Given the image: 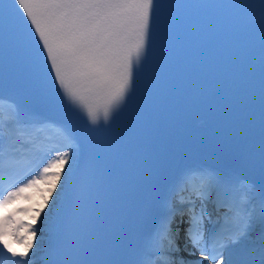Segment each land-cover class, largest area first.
<instances>
[{
	"label": "snow or ice",
	"instance_id": "1",
	"mask_svg": "<svg viewBox=\"0 0 264 264\" xmlns=\"http://www.w3.org/2000/svg\"><path fill=\"white\" fill-rule=\"evenodd\" d=\"M160 7L157 0H12L5 4L4 15L21 66L27 69L34 63L37 50L45 55L64 106L86 114L95 130L109 124L130 97L141 59L147 62L146 49ZM259 8L264 42V0ZM8 107L9 115L0 120V264L5 260L36 264L40 229L33 224L40 212L31 217L33 223H25L33 209L10 206L20 199L30 200L24 195L29 189L42 195L37 187L41 180L53 184L54 190L62 176L70 179L79 158L77 139L70 128L57 126L59 142L67 150L53 145L43 151L39 159L47 164L41 174L13 188L17 177L24 178L16 171L17 158L34 147L35 138L16 106ZM65 165L66 174L50 171ZM261 167L264 172V152ZM5 182L13 190L6 191ZM88 196L86 187L83 203L77 204L65 231H72L75 217H87ZM57 207L53 200L45 221ZM145 215L147 234L137 264H192L182 251L188 256L198 252L201 259L196 264H264V179L256 185L215 167L189 168L170 187L161 188ZM254 228L259 229L258 242L251 240ZM251 244H258V261L244 259Z\"/></svg>",
	"mask_w": 264,
	"mask_h": 264
},
{
	"label": "rangeland",
	"instance_id": "2",
	"mask_svg": "<svg viewBox=\"0 0 264 264\" xmlns=\"http://www.w3.org/2000/svg\"><path fill=\"white\" fill-rule=\"evenodd\" d=\"M65 166H67V165H65ZM65 169V168H64ZM64 169H61V168H59V167H57L56 169H51L50 171L51 172H62L63 173V170ZM63 177V176H62ZM62 177H61V179H62ZM61 181V180H60ZM60 181H57L56 182V186H55V189L53 190V184H51V183H45V185L44 186H42V187H38V185L40 186V184H38L37 185V187L38 188H40L41 190H42V197H45V200H46V202H44L43 203V211H41L40 209L39 210H35V211H32L31 213H29L28 214V217L25 219V223H33V221H32V216L34 215V213L36 212V211H39L40 212V216L39 217H37L36 218V221H35V223L33 224V227L34 228H39L40 229V231L37 233V240L35 241V242H37V243H40V241H41V237H42V235H41V228H40V226H41V221H42V219L44 218V216L45 215H47V213H48V209H49V207L52 205V201L54 200V194L56 193V191H57V189H58V185H59V183H60ZM41 182H42V180H41ZM51 190V191H50ZM29 191V190H28ZM48 208H47V207ZM33 207L35 208V206L33 205ZM183 253L181 252V255H182Z\"/></svg>",
	"mask_w": 264,
	"mask_h": 264
}]
</instances>
